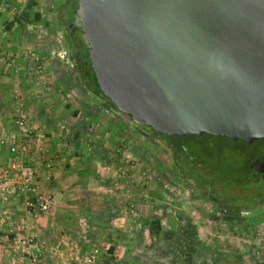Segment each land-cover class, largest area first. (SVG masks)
<instances>
[{
	"label": "rangeland",
	"instance_id": "374dc122",
	"mask_svg": "<svg viewBox=\"0 0 264 264\" xmlns=\"http://www.w3.org/2000/svg\"><path fill=\"white\" fill-rule=\"evenodd\" d=\"M74 2L0 0V110L9 117L20 104L30 121L34 120L36 134L39 131L38 135L44 140L47 128L37 125V121H52L49 116L63 122L68 110L79 121L96 119L92 132L98 145L93 160H101V164L87 168V175L104 182L99 184L105 187L103 196L113 217L121 218L126 214L124 218L132 220L135 213L140 214L141 208L147 217L175 216L177 221L170 227L169 237L160 232L159 238L164 243L158 244L163 247L161 254L165 253V247L166 252L171 251L172 264H264V199L234 215L222 199L210 200L203 187L216 186L220 190L216 195L222 198L218 171L223 170L224 162L231 158V154L223 150L228 143L208 136L184 137L168 141L175 146L172 151L163 137L134 121L97 93L84 73L89 62L76 57L78 49L68 31V24L78 21V15L72 10ZM103 106L107 113L100 112ZM104 117L120 120L116 127L105 125L106 136L102 125ZM1 118L0 111V124ZM61 130L62 135H68ZM64 141L69 143L66 138ZM121 155L127 169L123 182L128 186L122 196L120 189H115L120 182L115 170ZM9 158L7 154L0 159V168L7 165ZM104 166L106 168L99 171ZM196 178L202 181L198 183ZM1 186L0 183V230H5L8 237H0V264H59L60 254L50 248V254L44 251L45 240L31 234L29 226L34 222L30 218H37L27 214L19 199L3 193ZM254 186V183L245 184L250 191ZM121 199L124 201L119 203ZM82 226L84 236L73 242L71 251L88 239V225ZM130 231L125 232V238ZM30 238L31 242L26 241ZM96 244L92 252L98 251L93 259L110 246ZM146 247L153 250L152 244ZM39 250H43L44 255H39ZM80 253L79 256L83 254ZM87 256L82 260L86 261ZM137 261L130 260L129 264ZM157 261L147 263L165 264L160 259Z\"/></svg>",
	"mask_w": 264,
	"mask_h": 264
},
{
	"label": "water",
	"instance_id": "95a60500",
	"mask_svg": "<svg viewBox=\"0 0 264 264\" xmlns=\"http://www.w3.org/2000/svg\"><path fill=\"white\" fill-rule=\"evenodd\" d=\"M99 90L169 136L264 138V0H77ZM253 164L264 178V152Z\"/></svg>",
	"mask_w": 264,
	"mask_h": 264
},
{
	"label": "crops",
	"instance_id": "0c3cea01",
	"mask_svg": "<svg viewBox=\"0 0 264 264\" xmlns=\"http://www.w3.org/2000/svg\"><path fill=\"white\" fill-rule=\"evenodd\" d=\"M87 70L88 68L84 73ZM87 81L90 85L89 77ZM2 110H0L2 124L9 125L11 116L6 117V113ZM100 112L102 114L103 112L107 113V108L103 106ZM49 118L52 121L46 119L44 122L40 120V122L37 121V125H43L47 128L46 133L43 134L46 139L43 140L49 155L54 158L52 169L49 170L51 177L49 180H43L54 197V204L48 212L37 219L30 218L34 225L29 226L31 227V234L34 233L37 237L45 240L46 247L44 251L48 252L50 248V250L53 249L52 251L60 254L61 260L58 262L59 264H125V261H128L127 263L129 264L130 260H139L135 264H150L147 261L159 262L157 259H160L165 264H172L169 256L171 251L166 252L165 247V253L161 254L160 250H163V247L158 246V244L164 243V240L159 238L160 232L165 233L163 234L164 237H169V233L172 231L170 227L177 221L175 216L169 215L165 217L157 214L147 217L146 214H143L144 210L141 208L138 210L140 214L137 215L135 213L132 220L124 218L126 214H123L121 218L113 217L110 214L108 205L106 206L108 201L103 196L104 192L102 190L105 187L99 184L104 182L95 180L96 176L87 175V168L92 166L99 167L101 164V160L99 162L93 160L96 154L95 147L98 145L97 139L92 132L94 131L93 125L97 123L96 119L91 121L86 118L87 121L84 122L86 119L83 118L79 121L73 114H69L68 110L64 113L63 122L52 116H49ZM118 119L113 120L111 117H104L102 123L104 136H106L105 125L108 127L115 125L116 127L120 121ZM31 124L34 129L37 127L34 125V120ZM89 126L90 128H88ZM59 129H64L63 131L68 135H62ZM38 132L37 134L40 133ZM65 138L69 140V143L64 141ZM7 154L6 147H0V159L2 157L5 158ZM123 157L124 155H121L120 164L115 170L117 173L116 177L120 178V182L116 183L115 189H120V196L123 195L122 192L128 187L123 182L125 181V175L123 174L127 172ZM121 165H123L122 168ZM104 168L106 166L99 169V171H103L102 169ZM123 201L121 199L119 203ZM152 220H157L154 224L156 228L151 226L153 230L150 231L149 223ZM83 222L88 225V239L80 242L79 247L71 251L74 247L73 242L79 241V236H84V233H81L83 230L82 225H85ZM129 229H131L129 237L125 238L124 234ZM139 234L140 237H138ZM0 237H8L7 232L0 230ZM96 243L102 244V246L108 243L110 246L106 251L101 250L91 263H87L85 259L82 260V257L85 258L89 252L90 254L92 253L93 246H97ZM150 244H152V251L146 247ZM42 251H38L39 255H44L42 254L44 251ZM76 251H78L77 254L75 253ZM80 251L83 254L79 256Z\"/></svg>",
	"mask_w": 264,
	"mask_h": 264
},
{
	"label": "built area",
	"instance_id": "2783aa9c",
	"mask_svg": "<svg viewBox=\"0 0 264 264\" xmlns=\"http://www.w3.org/2000/svg\"><path fill=\"white\" fill-rule=\"evenodd\" d=\"M0 145L6 147L10 156L7 165L0 168L3 193L19 199L33 218L48 212L54 204V197L43 180L50 179L49 170L54 158L49 155L44 140L34 131L30 116L20 104L16 105L10 124H0ZM97 251L94 249L86 261L91 262Z\"/></svg>",
	"mask_w": 264,
	"mask_h": 264
},
{
	"label": "trees",
	"instance_id": "16d2710c",
	"mask_svg": "<svg viewBox=\"0 0 264 264\" xmlns=\"http://www.w3.org/2000/svg\"><path fill=\"white\" fill-rule=\"evenodd\" d=\"M77 7H78L77 0H75L74 6L72 9L74 13H76L75 10ZM73 29H74L73 25L68 27L69 34L73 40L72 43L74 44L75 48L77 47L78 49L76 50L75 55H77L76 57L80 61H82L83 59L88 60L89 67H88L87 72H85V74L87 78L88 77L90 78V85L95 86L97 93L102 94V92L98 88L95 75L90 66V61L88 57V47L86 43L84 42L81 32L78 31V32L72 33ZM73 37L75 39H73ZM104 97L109 101V103L112 106H114L106 96ZM149 129L154 134L160 135L161 137H163L165 141L167 142V144L170 146L172 151L175 149V146L173 145V143H170L168 141L183 140L181 138H184V137L208 136L218 141L219 140L226 141L228 144L223 146V150L229 152L231 154L230 156L231 158H228L224 162L225 163L224 169L218 171V174H220L219 176L220 178L218 180L222 184V190H223L221 191L222 198L216 195L219 193L220 190H218L216 186H212L211 184L208 185L207 187L205 185L203 186L207 197L210 200L215 201V202H218V200L222 199L225 205L229 208L231 213L234 215H238L242 211L249 210L250 207L256 203V201H260L264 199V178L259 179V171L256 168L255 164H253L262 156V153L264 152V138L257 139L251 143H248L242 139L233 140L230 137L214 136V135L207 134V133H203L202 135L169 136V135H165L160 132L154 131L151 128ZM196 180L198 183L202 181V179H197V178ZM246 183H254L255 188H253L252 191L246 190L245 188ZM156 221L157 220H152L149 223L150 231L153 230L151 226H153Z\"/></svg>",
	"mask_w": 264,
	"mask_h": 264
},
{
	"label": "flooded vegetation",
	"instance_id": "af4514ba",
	"mask_svg": "<svg viewBox=\"0 0 264 264\" xmlns=\"http://www.w3.org/2000/svg\"><path fill=\"white\" fill-rule=\"evenodd\" d=\"M76 18H77V17H76ZM77 20H78V21H77ZM76 21H77V22H75V24H74V22L68 24V27H70V26H72V25L74 26V29L72 30V33H73V32L75 33L77 30L80 31L79 28H78V25H79V23H80V22H79V18H77ZM75 28H76V29H75Z\"/></svg>",
	"mask_w": 264,
	"mask_h": 264
}]
</instances>
